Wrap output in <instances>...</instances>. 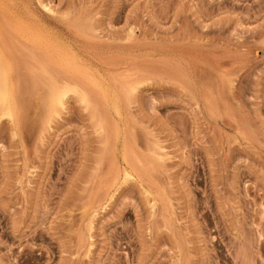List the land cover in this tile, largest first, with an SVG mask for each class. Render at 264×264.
<instances>
[{"label": "rangeland", "instance_id": "obj_1", "mask_svg": "<svg viewBox=\"0 0 264 264\" xmlns=\"http://www.w3.org/2000/svg\"><path fill=\"white\" fill-rule=\"evenodd\" d=\"M0 62V264H264V0H0Z\"/></svg>", "mask_w": 264, "mask_h": 264}, {"label": "bare ground", "instance_id": "obj_2", "mask_svg": "<svg viewBox=\"0 0 264 264\" xmlns=\"http://www.w3.org/2000/svg\"><path fill=\"white\" fill-rule=\"evenodd\" d=\"M0 63H1V62H0ZM1 65H2V64H1ZM1 65H0V67H1ZM0 69H1V68H0ZM0 74H2V73H0ZM1 78H2V77H1ZM1 82L3 83V81H1ZM1 82H0V84H1ZM0 86H1V85H0ZM2 87H3V84H2ZM0 88H1V87H0ZM6 88H7V87H6ZM3 89H4V87H3ZM1 91H4V93H5V89L2 90V88H1V89H0V92H1ZM7 92H8V91H7ZM2 94H3V93H2ZM2 94H1V95H2ZM6 94H7V93H6ZM5 96H6V95H5ZM5 96L3 95V97H5ZM3 97H2V98H3ZM0 99H1V98H0ZM4 99L7 100L6 97H5ZM4 99H3V100H4ZM3 103H4V102H3ZM5 103H6V102H5ZM5 103H4V104H5Z\"/></svg>", "mask_w": 264, "mask_h": 264}]
</instances>
